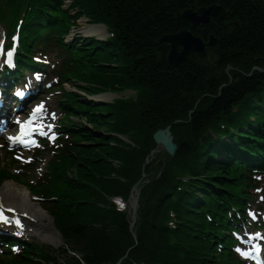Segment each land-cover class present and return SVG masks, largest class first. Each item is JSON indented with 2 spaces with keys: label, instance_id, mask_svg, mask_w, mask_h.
Masks as SVG:
<instances>
[{
  "label": "trees",
  "instance_id": "16d2710c",
  "mask_svg": "<svg viewBox=\"0 0 264 264\" xmlns=\"http://www.w3.org/2000/svg\"><path fill=\"white\" fill-rule=\"evenodd\" d=\"M71 1L88 21L105 23L113 33L111 41L93 42L104 64L101 67L103 73L96 72L98 79L94 81L95 84L100 87L106 83L113 87L134 84L146 90L136 104L119 102L108 108L112 114L106 119L105 125L114 132L130 133L127 136L132 146L121 145L118 148L104 143L102 139L100 144L94 145L93 148L98 146L95 152L88 155L91 158L87 157L84 161V165L92 170H83L77 164L79 173L86 171L95 183L93 189L84 193V216L77 211L64 222L68 224L64 240L70 251L79 253L82 257L80 260L86 264H113L128 248H132L127 254L129 263L187 264L185 259L189 258V248L195 250L194 247H202L201 243H192V238H189L200 233L196 214L198 204L194 194L176 195L182 185L176 177L184 172L189 174L188 159L198 137L207 123L220 112L226 114L227 122L237 130H244L248 134H264V112L258 107L264 100V72H253L252 79H238L237 83L234 75L235 80L222 91L219 90L220 85L227 80L224 74L226 66L234 67L237 74L239 70L249 72L253 66H264V2ZM218 4L227 11V20L219 24L209 23L202 30L193 31L204 41L210 34L216 38L217 51L211 52L208 58L218 59L217 69L210 70L204 63L206 59L201 60V64H192L190 60L179 66H169L165 61L167 47L159 44L158 39L183 28L175 22V15L185 9ZM218 92L221 95L215 99ZM246 95H250V100L242 101ZM238 101L242 102V106L234 114L230 113ZM176 119L181 123L179 131H175L179 140L185 142L179 147L181 170L174 172L175 167L167 163L163 177L142 190L134 245L121 216L115 215L109 205L107 207L108 198L124 196L129 184L138 178L143 159L154 147L150 134L157 126ZM109 141L118 142L115 138ZM207 161L200 165L204 173L211 172V161ZM203 188L209 190L205 186ZM195 255L192 252L190 257ZM65 263L79 264V261L68 256ZM9 264L17 262L11 259ZM188 264L193 263L190 260Z\"/></svg>",
  "mask_w": 264,
  "mask_h": 264
},
{
  "label": "water",
  "instance_id": "95a60500",
  "mask_svg": "<svg viewBox=\"0 0 264 264\" xmlns=\"http://www.w3.org/2000/svg\"><path fill=\"white\" fill-rule=\"evenodd\" d=\"M198 12H202L201 17H197L195 13L190 10L183 12L175 18V21L183 24L189 23L192 28L203 27L209 19L214 22L222 21L225 18V13L221 7H214L209 9H200ZM160 42H166L170 45V52L168 59L175 63L186 60L191 56H204L205 48H213L215 40L210 36L209 41L204 44L202 40L192 37L191 33L187 30L181 31L178 34L165 35ZM181 47V52L177 53V48ZM171 136L168 128L159 130L153 135V140L157 145H161L163 149L172 154L175 147L171 144Z\"/></svg>",
  "mask_w": 264,
  "mask_h": 264
},
{
  "label": "bare ground",
  "instance_id": "6f19581e",
  "mask_svg": "<svg viewBox=\"0 0 264 264\" xmlns=\"http://www.w3.org/2000/svg\"><path fill=\"white\" fill-rule=\"evenodd\" d=\"M74 11L78 14L80 10L74 9ZM96 29L98 30V28ZM104 97L111 98V96ZM0 201L17 212L23 227L22 230H20L22 233L31 236L33 233H30L29 229H32V232L38 235L37 239L41 243L47 244L53 248L60 245L59 237H55V233L51 231L49 217L44 212L37 211L28 203V193L24 188L16 184L14 185L11 182L5 183V186L0 189ZM26 226L27 228H25Z\"/></svg>",
  "mask_w": 264,
  "mask_h": 264
},
{
  "label": "rangeland",
  "instance_id": "374dc122",
  "mask_svg": "<svg viewBox=\"0 0 264 264\" xmlns=\"http://www.w3.org/2000/svg\"><path fill=\"white\" fill-rule=\"evenodd\" d=\"M76 22V26H77V29H74L76 30L75 32L79 33V34H82L84 31L85 28H83L84 24H83V20L82 19H78L75 21ZM87 47V46H86ZM211 60V61H210ZM217 58L213 57L212 59L211 58H207V61H204V63L210 68V70L213 71V69H217L216 68V62H217ZM201 64V60L199 59H192V64ZM226 72V69L225 71ZM217 73H214L213 75H216ZM53 73H52V77H53ZM235 75V70H232L231 71V76L232 78L234 79V76ZM221 78H223L222 75H219ZM238 77V78H237ZM236 78L237 79H242V76L241 78H239V75H236ZM112 95L115 97V96H118L116 95L115 93H112ZM112 96V97H113ZM48 99L51 101L49 103ZM46 101L50 104L51 108H53V110H55V101H56V94H55V97L53 98L51 95H46ZM50 154L48 151H46V153H42L40 154V156H38L37 158H34L33 159V162H35L34 164L36 165L35 168H33L30 173L31 174H34V175H37L39 176L40 175V166L42 167L43 165H45V163L50 159ZM154 158L158 159L159 161H164L166 156L165 154L162 152V150H157V152L153 155ZM37 159V160H36ZM36 160V161H35ZM1 188V186H0ZM109 202H110V198H109V201L107 202V207L109 205ZM51 248V247H50ZM55 250V248H52ZM60 259L63 260V257L60 256Z\"/></svg>",
  "mask_w": 264,
  "mask_h": 264
},
{
  "label": "snow or ice",
  "instance_id": "6c2138e0",
  "mask_svg": "<svg viewBox=\"0 0 264 264\" xmlns=\"http://www.w3.org/2000/svg\"><path fill=\"white\" fill-rule=\"evenodd\" d=\"M9 54H10V53H9ZM41 110H42V105H38L36 108H34L33 111H32V114H31L30 117H29V119H28L27 121H25L24 123H25L26 125H31L32 120L35 118V114H36L37 112L41 111ZM17 123H19V121H17ZM22 131H23V129H22ZM53 138H54V137H53ZM9 139H10V140H18L19 137H15V138L10 137Z\"/></svg>",
  "mask_w": 264,
  "mask_h": 264
}]
</instances>
